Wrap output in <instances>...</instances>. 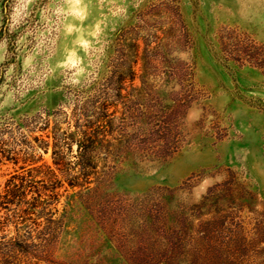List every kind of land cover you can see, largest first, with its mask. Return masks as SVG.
Masks as SVG:
<instances>
[{
  "label": "rangeland",
  "instance_id": "1",
  "mask_svg": "<svg viewBox=\"0 0 264 264\" xmlns=\"http://www.w3.org/2000/svg\"><path fill=\"white\" fill-rule=\"evenodd\" d=\"M102 104L92 184L0 264H264V0H0V195Z\"/></svg>",
  "mask_w": 264,
  "mask_h": 264
},
{
  "label": "trees",
  "instance_id": "2",
  "mask_svg": "<svg viewBox=\"0 0 264 264\" xmlns=\"http://www.w3.org/2000/svg\"><path fill=\"white\" fill-rule=\"evenodd\" d=\"M109 109L107 104H102L97 108L93 121H73L67 116V129H61L58 123H55L52 135L47 136L48 140L41 141L46 147L52 145L54 167L45 164L37 166L36 163L41 161L34 162L37 147L29 145L28 159L25 162L30 163L27 175L23 178L13 177L8 182L7 189L0 195V200L4 201L0 203V207L7 210L5 216L0 215V229L3 230L11 224H30L39 228L41 225L38 221L43 220L45 229L54 231L58 213L56 205L61 197L60 191L65 189L64 185L67 183L70 189L85 190L97 175L98 151L109 147L110 143L107 140L111 128ZM72 112L76 115L75 109H72ZM44 126L42 130L49 131L50 123H44ZM9 205L11 207H8ZM30 236L32 239L33 235ZM19 238L17 234V237L11 239Z\"/></svg>",
  "mask_w": 264,
  "mask_h": 264
}]
</instances>
